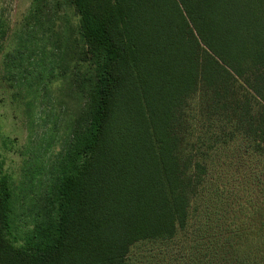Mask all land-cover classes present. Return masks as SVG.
Instances as JSON below:
<instances>
[{"label":"trees","instance_id":"16d2710c","mask_svg":"<svg viewBox=\"0 0 264 264\" xmlns=\"http://www.w3.org/2000/svg\"><path fill=\"white\" fill-rule=\"evenodd\" d=\"M67 1L79 19L78 49L56 59L75 113L31 255L5 241L10 191L0 177V264H125L132 246L171 239L187 223L183 200L167 194L186 172L178 153L187 140L206 142L221 169L244 134L258 142L249 156L264 168V0ZM56 6L32 0L25 25L49 37ZM252 117L255 127L244 128ZM247 197L242 226L260 207ZM227 219L223 229L235 227L216 237L203 264H244L242 228Z\"/></svg>","mask_w":264,"mask_h":264},{"label":"rangeland","instance_id":"374dc122","mask_svg":"<svg viewBox=\"0 0 264 264\" xmlns=\"http://www.w3.org/2000/svg\"><path fill=\"white\" fill-rule=\"evenodd\" d=\"M31 1L0 0V27L4 32L0 39V177L10 191L4 238L13 249L27 255L33 253L28 242L45 217L44 189L75 113L76 102L68 93V82L56 56L74 55L79 34L78 16L67 0H56L57 15L51 19L53 31L47 32L49 37L35 33L33 25H25ZM255 122L252 117L244 128L253 129ZM232 142V153L227 152L232 161L215 169L206 142L186 141L185 149L178 153L187 165L186 172L167 191L170 198L179 196L183 200L186 226L171 239L132 246L125 264H203L216 237H225L224 232L235 227L223 229L230 216L239 221L237 232L242 228L238 242L243 252L237 259L243 261L246 256L244 264H264V168L259 159L250 160L248 151L259 144L244 134H238ZM210 171L217 175L218 184H206ZM247 184H251V196L244 191ZM247 195L260 207L242 226L239 209L246 206Z\"/></svg>","mask_w":264,"mask_h":264}]
</instances>
